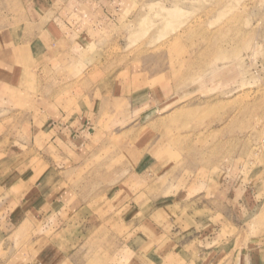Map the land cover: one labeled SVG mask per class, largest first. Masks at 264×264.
<instances>
[{
  "label": "rangeland",
  "instance_id": "obj_1",
  "mask_svg": "<svg viewBox=\"0 0 264 264\" xmlns=\"http://www.w3.org/2000/svg\"><path fill=\"white\" fill-rule=\"evenodd\" d=\"M106 9L66 10L61 31L44 36L52 41L58 33L66 42L47 47L44 62L31 58L11 80L0 75L1 204L15 190L20 204L43 195L62 199L69 186L91 193V210L81 213L106 238L84 243L99 246L94 264L116 260L122 249L130 258L128 247L151 238L170 249L196 226L211 233L207 246L219 264L259 256L264 0H112ZM12 12H19L14 2ZM83 114L91 118L90 134L71 155L66 143L53 142V124L77 139L70 123ZM164 152L152 176L131 177L142 161L149 165V154ZM25 170L32 178L21 189ZM52 176L61 181L43 193ZM40 182L44 188L35 190ZM118 191L127 196L116 202L120 212L107 199ZM60 214L68 219L67 210ZM97 217L109 220L95 224Z\"/></svg>",
  "mask_w": 264,
  "mask_h": 264
},
{
  "label": "crops",
  "instance_id": "obj_2",
  "mask_svg": "<svg viewBox=\"0 0 264 264\" xmlns=\"http://www.w3.org/2000/svg\"><path fill=\"white\" fill-rule=\"evenodd\" d=\"M13 2L16 5V10H19L18 13L12 12ZM110 3H112V0H0L1 77L11 80L15 77L14 73L19 70V67L26 64L27 61L32 62V59H40L44 62V52L47 47L52 48L57 44L60 45V43L66 42L62 37H58V33L52 37V41L44 37L46 33L51 35V32L55 29L57 32L58 30L61 31L63 26L61 15L65 14L66 10L70 8L79 9L83 4L91 6L94 10H98L99 6L102 7V10H107L106 6ZM29 57L32 59L30 60ZM61 125L59 121L53 124V127L57 128L53 142L61 140L67 144L71 155L79 153V150L74 152L72 148L75 144L81 148L87 144L91 118L83 114L81 118L76 119V123H70L77 130L69 128L70 132H74L73 135L78 133L77 139H71L70 136L65 138L66 132L61 134L64 130L58 132ZM134 148L139 152L138 145ZM164 153H159L156 156L149 154V165L143 167L145 161H142L143 163L141 162L140 166L135 168L131 177L144 180L152 176V169L155 170L154 166H157L156 157L159 159L168 157V153ZM70 169L76 171V165ZM28 171L25 170L20 173L18 184L20 188L23 183H27L32 178ZM60 181L52 176L50 184H44V186L48 185L49 187L42 190V192L55 190ZM40 184L41 182L36 184L35 190L39 189V186L41 189L44 188ZM87 187L92 189L90 186ZM88 188L83 190L86 191ZM127 188L129 191L131 190L129 187ZM0 189H3V187H0ZM12 189H15L13 185L9 189L4 188V190L10 191ZM70 191H73V187L70 188L69 186V194L62 196V199L56 198L54 195V197L48 199L43 195L37 199L34 197L22 199L21 204L15 200L20 196L18 190L13 192L14 197L7 191L8 203L1 204L0 202V208L4 206L3 209L1 208L2 210L0 209V233L2 232L0 235V264H94L92 255H99V246L87 247L84 246V243L90 239L102 240V238H106H104L105 235L97 237L96 228L98 226L89 225L92 222V216L81 213L88 212L87 208L90 209L89 202L92 201L93 196H91V193L78 194L76 191H73L74 194L72 195ZM120 193L125 195L123 191H118L116 196H108L107 199L112 200L113 198L116 203L119 197L122 199L127 197L120 195ZM117 205L116 203V211L120 212L118 206L121 204ZM100 206L96 204L94 207L97 210ZM62 210H67L68 219L62 218L60 214ZM108 220L107 218L106 221ZM94 221L95 224L97 222H100V224L107 223L99 217ZM82 223L84 224L81 225ZM203 224L202 222V227ZM80 228L82 229L78 231L77 229ZM8 229L9 231L6 232ZM205 229L200 230L196 226L195 230L185 234L182 233L179 242L177 244L175 242L174 246H170V249H159L156 246V238L147 241L141 240L137 247H128L127 253L130 258L124 260L123 255L126 251L122 249V254L116 253V260L112 258L104 264H219L218 259L214 261V255H217L215 249L207 246L208 240L211 239V233H206ZM72 238H79L81 245L74 246L71 243ZM257 251L259 256L249 255L245 258L246 262L244 264H264V248H259ZM249 254L253 253L249 252Z\"/></svg>",
  "mask_w": 264,
  "mask_h": 264
}]
</instances>
